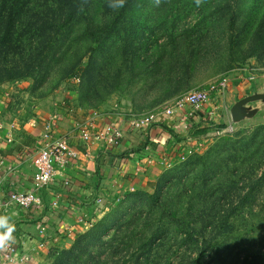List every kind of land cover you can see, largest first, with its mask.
Returning <instances> with one entry per match:
<instances>
[{
  "label": "rangeland",
  "instance_id": "rangeland-1",
  "mask_svg": "<svg viewBox=\"0 0 264 264\" xmlns=\"http://www.w3.org/2000/svg\"><path fill=\"white\" fill-rule=\"evenodd\" d=\"M125 1L127 7L115 9L120 20L108 25L104 0H97L89 37L63 55L53 49L74 37L59 43L44 35V7L29 2L13 12L10 25L0 11L5 110L27 122L79 108L122 128L124 120L152 114L170 135L168 153H175L150 189L116 197L103 185L99 217L44 264H55L66 250L67 264H264V102L248 103L256 113L237 122L229 111L238 99L264 92V0ZM233 15L229 29L225 18ZM181 57L194 60L180 84L174 74ZM217 81L226 87L211 93L213 112L204 125L184 130L175 116H162L176 98ZM156 125L141 135L144 145L154 143Z\"/></svg>",
  "mask_w": 264,
  "mask_h": 264
},
{
  "label": "crops",
  "instance_id": "crops-1",
  "mask_svg": "<svg viewBox=\"0 0 264 264\" xmlns=\"http://www.w3.org/2000/svg\"><path fill=\"white\" fill-rule=\"evenodd\" d=\"M4 103L7 104V100ZM40 118H29L26 122L0 104V156L4 159L0 165V200L9 190L30 188L34 172L32 157L43 141L38 139L42 131ZM36 119V124L32 125ZM88 120L95 132L105 129L109 120L114 121L79 108L73 113L63 111L57 115L53 136L66 138L68 144L78 150V155L65 166L58 167L54 180L41 192L40 205L29 210L14 207L3 210L0 206V216L8 217L14 225L11 244L17 247L9 260L5 261L0 255V264H44L52 250L88 230L99 217L101 210L96 204L103 185L116 197L132 190L150 189L162 172L161 160L175 158L174 152L168 153L169 145H164L170 135L164 133L160 124L149 137L154 142L151 147L142 143L141 136L125 132L117 146L106 147L102 140H96L86 152L75 125ZM63 177L69 181L67 186H63ZM42 223L45 231L39 232ZM40 241L45 246L39 247Z\"/></svg>",
  "mask_w": 264,
  "mask_h": 264
},
{
  "label": "built area",
  "instance_id": "built-area-1",
  "mask_svg": "<svg viewBox=\"0 0 264 264\" xmlns=\"http://www.w3.org/2000/svg\"><path fill=\"white\" fill-rule=\"evenodd\" d=\"M251 79L252 77L248 76V80ZM225 87L226 83L224 81H217L211 83L207 88L188 91L176 98L168 107H165L161 114L168 118L173 116L178 118L184 130L189 129L195 123L204 125L208 122L206 120L212 116L213 112L208 104L211 100V93L216 92V94H219ZM202 115L205 116V119ZM56 119L57 117L54 116L40 118L42 131L38 139L43 141L32 157L34 172L31 177L30 188L24 191H7L5 197L0 200V206L3 210L13 207L29 210L40 205L41 192L54 180L58 167L65 166L77 157L78 150L69 145L66 138L53 136L56 128ZM36 122L37 119L32 121V125H35ZM123 122H126L127 127L122 128L123 125L111 126L108 124L102 131L95 132L91 129V120H88L80 125H75V130L84 145V150L88 152L89 146L94 144L96 140H102L106 147L111 148L120 144L125 132L141 136L150 129L152 124L156 125L159 121L156 116L149 114L136 119L130 118ZM221 131L217 129L216 133H221ZM7 140L9 141L10 137ZM3 162L4 159L0 156V165ZM147 162H150V159H147ZM161 162L166 166L170 161L165 159L161 160ZM62 183L63 186H67L69 181L63 177ZM39 230L41 232L45 231L43 223L40 225ZM16 249V245L10 243L8 247H0V255L5 261L9 260L15 254Z\"/></svg>",
  "mask_w": 264,
  "mask_h": 264
},
{
  "label": "trees",
  "instance_id": "trees-1",
  "mask_svg": "<svg viewBox=\"0 0 264 264\" xmlns=\"http://www.w3.org/2000/svg\"><path fill=\"white\" fill-rule=\"evenodd\" d=\"M168 1L169 0H167V2ZM29 2L33 3L32 5L33 7H44L45 9L40 10V12L49 14V16L46 15L44 19V24H47V25H41V27L45 29L44 35L48 34L50 37H54V35L58 36V38H60L58 40L59 43H64L69 38L74 37V41L68 40L66 43L62 45L61 49L54 48L53 53L56 52L59 55L68 53L71 51L73 44L77 42V39L79 37H82V36L86 38L89 37L88 29H90V27L94 23L95 8H96L97 0H0V11L6 12V25L11 24L10 21L13 19V15H14L13 12H17V14H19L24 9H27V5ZM167 2L166 0H164L161 2V4L166 5ZM193 2L194 1L188 2V5H193L194 4ZM129 3H130L129 1H125L121 9H124L125 7H127ZM171 3L184 4L185 2L182 0H172ZM102 4H103V9L105 11L104 20L108 22V25H111L114 22L120 20L122 15H120L119 13L116 14L115 9L108 7V0H104ZM222 4L229 5V6H236L237 1L221 0L219 5H222ZM29 10H32V9L29 8ZM36 16L37 15L35 12H33L31 15V17L34 20L36 19ZM235 18H236L235 15H233L231 18H228L226 16L225 20L226 19L230 20V26L228 27L229 29L235 28V24H236ZM8 27L10 26L5 27V33H7L6 29ZM258 27H259V30H261V26L258 25ZM262 36H264V30L262 32V35L259 37V39H261ZM89 41H91L90 38H89ZM73 55L75 56V51L73 52ZM82 56L83 54L77 58H80ZM191 58L192 57L179 58L183 60H181L180 63L177 65L174 76L177 77V81L180 84L183 83L184 79H187L189 75L191 74V71L193 69L192 62L194 60ZM156 184H157V181L155 185ZM84 233H81V234H84ZM69 251L70 250L64 251L61 254V257L56 259L55 264H61L62 262H65L64 264H67L68 262L67 258H68Z\"/></svg>",
  "mask_w": 264,
  "mask_h": 264
},
{
  "label": "water",
  "instance_id": "water-1",
  "mask_svg": "<svg viewBox=\"0 0 264 264\" xmlns=\"http://www.w3.org/2000/svg\"><path fill=\"white\" fill-rule=\"evenodd\" d=\"M254 101L264 102V92H253L235 101L229 109L231 121L237 122L253 116L257 109L251 108L247 104Z\"/></svg>",
  "mask_w": 264,
  "mask_h": 264
},
{
  "label": "clouds",
  "instance_id": "clouds-1",
  "mask_svg": "<svg viewBox=\"0 0 264 264\" xmlns=\"http://www.w3.org/2000/svg\"><path fill=\"white\" fill-rule=\"evenodd\" d=\"M158 2V0H157ZM197 4L199 0H196ZM125 0H108V7L112 9H118L123 7ZM14 225L10 222L6 216H0V247H8L13 242L14 237Z\"/></svg>",
  "mask_w": 264,
  "mask_h": 264
}]
</instances>
